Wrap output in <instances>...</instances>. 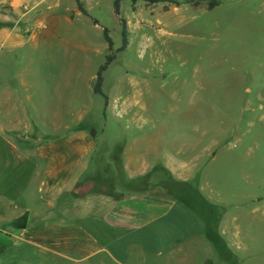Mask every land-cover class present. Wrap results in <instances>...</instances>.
I'll use <instances>...</instances> for the list:
<instances>
[{
	"label": "rangeland",
	"instance_id": "374dc122",
	"mask_svg": "<svg viewBox=\"0 0 264 264\" xmlns=\"http://www.w3.org/2000/svg\"><path fill=\"white\" fill-rule=\"evenodd\" d=\"M62 1L69 22L46 46L41 39L27 43L19 51L29 55L23 67L41 77V55L47 64L55 55L57 67L47 74L78 91L71 108L55 103L63 120L86 116L87 127L104 128L119 143L145 137L141 149L156 150L175 170L167 184L185 205L128 238L116 261L101 254L81 264H264V0H120L118 7L117 0H82L90 17L76 0ZM38 2L24 0L16 9L20 0L0 1V28L31 34ZM108 57L105 110L88 81ZM21 127L13 140L0 137V196L18 209L0 217V232L14 241L0 264L42 263L10 225L29 211L28 229L35 230L48 216L39 214L48 202L39 200L36 164L27 154L41 141L24 138Z\"/></svg>",
	"mask_w": 264,
	"mask_h": 264
},
{
	"label": "crops",
	"instance_id": "0c3cea01",
	"mask_svg": "<svg viewBox=\"0 0 264 264\" xmlns=\"http://www.w3.org/2000/svg\"><path fill=\"white\" fill-rule=\"evenodd\" d=\"M22 1L14 4L16 9ZM62 6V0H39L38 19L28 27L31 34L0 28V52L4 51L0 54V137L13 140V135L23 130L21 126H27L24 138L41 141V147L27 154L36 164L33 172L39 200L42 197L48 202L45 210L38 207L40 215L48 212L47 222L22 231L25 239L20 243L30 246L43 264H81L101 254L116 261L128 238L167 222L175 211L183 213L185 205L167 184L175 170L162 162L156 150L141 149L145 137L119 143L106 137L104 128L87 127L86 116L63 120L55 103L71 108L70 100H76L78 91L76 85L70 83L65 88L51 72L47 74V67L53 71L57 67L52 64L55 55L48 56V64L47 56L41 55V77L23 67L29 55L19 51L39 39L46 46L63 20L68 21L60 14ZM24 20L30 22V18ZM97 73L88 81L91 92ZM30 74L35 79L32 84ZM17 78L20 84L15 85ZM4 196H0V217L2 212L11 215L18 211Z\"/></svg>",
	"mask_w": 264,
	"mask_h": 264
},
{
	"label": "trees",
	"instance_id": "16d2710c",
	"mask_svg": "<svg viewBox=\"0 0 264 264\" xmlns=\"http://www.w3.org/2000/svg\"><path fill=\"white\" fill-rule=\"evenodd\" d=\"M76 2H77V6H78L79 11L84 16L90 17L89 13L84 8L82 0H76ZM119 3H120V0H117V7H118ZM93 22H94V24L96 26L99 25L98 21L96 19H93ZM105 37H106L107 42L111 45L112 41H111V39L109 37V32L108 31H105ZM112 61H113V59L108 57L106 63L100 67V69H99V71L97 73V81H96L95 86H94V92L97 95L103 96L105 98V100H106V108H105V110L109 107V97L103 91L104 73L107 71V69L111 65Z\"/></svg>",
	"mask_w": 264,
	"mask_h": 264
},
{
	"label": "water",
	"instance_id": "95a60500",
	"mask_svg": "<svg viewBox=\"0 0 264 264\" xmlns=\"http://www.w3.org/2000/svg\"><path fill=\"white\" fill-rule=\"evenodd\" d=\"M30 212L26 211L22 216L10 222L11 227L18 231H25L28 228ZM14 244L13 239L0 232V256ZM211 264V262L209 263Z\"/></svg>",
	"mask_w": 264,
	"mask_h": 264
},
{
	"label": "built area",
	"instance_id": "2783aa9c",
	"mask_svg": "<svg viewBox=\"0 0 264 264\" xmlns=\"http://www.w3.org/2000/svg\"><path fill=\"white\" fill-rule=\"evenodd\" d=\"M1 3H4V4H12L13 2L15 1H19V0H0ZM24 5V8L25 10L29 11L31 8H30V3H23ZM0 49H1V46H0Z\"/></svg>",
	"mask_w": 264,
	"mask_h": 264
},
{
	"label": "flooded vegetation",
	"instance_id": "af4514ba",
	"mask_svg": "<svg viewBox=\"0 0 264 264\" xmlns=\"http://www.w3.org/2000/svg\"><path fill=\"white\" fill-rule=\"evenodd\" d=\"M6 234V233H5ZM6 235H8V234H6ZM9 236V235H8Z\"/></svg>",
	"mask_w": 264,
	"mask_h": 264
}]
</instances>
